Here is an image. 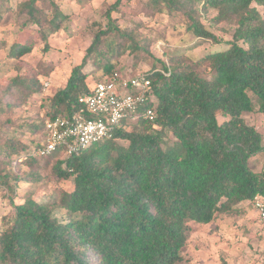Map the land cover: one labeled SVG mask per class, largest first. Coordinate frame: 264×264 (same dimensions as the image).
Returning <instances> with one entry per match:
<instances>
[{
    "label": "trees",
    "instance_id": "16d2710c",
    "mask_svg": "<svg viewBox=\"0 0 264 264\" xmlns=\"http://www.w3.org/2000/svg\"><path fill=\"white\" fill-rule=\"evenodd\" d=\"M9 1L0 0V21ZM121 1L109 9V20ZM151 1L158 11L183 17L188 32L218 44L198 16L215 10L217 23L237 26L233 40L197 62L179 57L144 73L151 82L147 107L155 111L153 121H123L108 141L68 157L61 150L37 157L42 141L28 149L21 161L58 158L53 173L59 180L72 179L73 189L56 201L11 200L0 226V264H181L190 223L210 225L264 196V167L256 173L250 166L264 153L263 136L243 118L254 111L255 101L264 115V20L252 7L264 6V0ZM38 3L28 0L19 9L47 52L67 16L56 9L49 18ZM135 39L113 23L95 34L82 63L51 98L53 111L40 126L42 137L46 121L75 114L79 99L91 93L84 72L89 59L103 71L99 81L111 77L117 72L112 58L119 59L129 44L131 51L142 49ZM32 50L29 43H15L10 56L21 59ZM31 81L17 78L11 87L20 84L28 95L39 92L41 82L36 79L39 88L33 90ZM219 114L228 118L222 124ZM19 154L14 145L3 153L12 167L18 162L11 155ZM0 184L13 191L8 175L0 173ZM57 209L66 219L56 216Z\"/></svg>",
    "mask_w": 264,
    "mask_h": 264
},
{
    "label": "rangeland",
    "instance_id": "374dc122",
    "mask_svg": "<svg viewBox=\"0 0 264 264\" xmlns=\"http://www.w3.org/2000/svg\"><path fill=\"white\" fill-rule=\"evenodd\" d=\"M26 1L10 0L7 3L10 9L3 12L0 21V173L8 175L9 184L13 186V191L9 192L0 184V226L2 218L11 211L12 199L16 203L29 197L50 202L73 189L72 179L59 180L53 173L58 158L29 164V161H21V157L43 140L40 126L53 111L51 98L66 86L72 70L82 63L97 32L107 30L113 23L135 35L142 49L131 51L129 44L126 52L119 59L112 58V62L121 75L136 76L161 70L163 64L170 66L171 61L179 57L197 62L210 53L224 50L237 28L233 22L217 23L215 10L198 13L206 29L218 38L216 44L188 32L183 17L158 11L151 0H122L118 9L111 13V20L107 14L116 0H39V7L49 18L56 9L67 16L61 30L50 37V49L46 52L39 31L27 22V15L19 9V4ZM195 5L200 7V3ZM252 7L264 20V6L253 4ZM15 43H29L33 50L21 59H13L10 53ZM241 44L246 47L243 42ZM84 72L89 74L87 84L90 86L103 75L94 57L89 59ZM204 76L209 77L208 73ZM17 78L33 80V90L39 88L37 79L42 88L28 95L27 89L20 84L17 88L11 87ZM253 99L255 101L254 96ZM254 104V111L245 113L243 118L262 134L264 143V115L256 101ZM227 119L223 114L218 115L220 124ZM10 145L20 153L11 155L13 162H18L13 167L3 155ZM250 166L260 173L264 167V153L252 158ZM26 178L32 180L26 182ZM55 213L60 220L66 219L64 210L57 209ZM190 226L181 264H264V231L253 204L244 203L239 206L238 213L221 215L210 225L190 223Z\"/></svg>",
    "mask_w": 264,
    "mask_h": 264
},
{
    "label": "built area",
    "instance_id": "2783aa9c",
    "mask_svg": "<svg viewBox=\"0 0 264 264\" xmlns=\"http://www.w3.org/2000/svg\"><path fill=\"white\" fill-rule=\"evenodd\" d=\"M150 94L151 82L144 74L123 76L116 72L97 82L89 95L79 99L78 112L46 121L42 147L36 156L43 158L61 150L68 157L108 141L123 121L140 117L153 121L155 111L147 107ZM253 205L264 231V196H257Z\"/></svg>",
    "mask_w": 264,
    "mask_h": 264
}]
</instances>
